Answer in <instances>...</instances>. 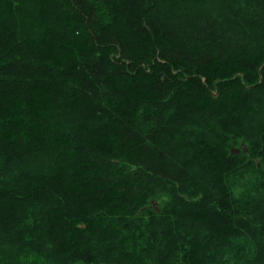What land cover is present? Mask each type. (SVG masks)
<instances>
[{
	"label": "trees",
	"instance_id": "obj_1",
	"mask_svg": "<svg viewBox=\"0 0 264 264\" xmlns=\"http://www.w3.org/2000/svg\"><path fill=\"white\" fill-rule=\"evenodd\" d=\"M0 264H264V0H0Z\"/></svg>",
	"mask_w": 264,
	"mask_h": 264
},
{
	"label": "water",
	"instance_id": "obj_2",
	"mask_svg": "<svg viewBox=\"0 0 264 264\" xmlns=\"http://www.w3.org/2000/svg\"><path fill=\"white\" fill-rule=\"evenodd\" d=\"M240 149L242 150L243 153H246V148L245 146H241ZM240 150L239 149H231L230 154H237Z\"/></svg>",
	"mask_w": 264,
	"mask_h": 264
},
{
	"label": "rangeland",
	"instance_id": "obj_3",
	"mask_svg": "<svg viewBox=\"0 0 264 264\" xmlns=\"http://www.w3.org/2000/svg\"><path fill=\"white\" fill-rule=\"evenodd\" d=\"M238 146H239V145H238ZM238 146H237V147H238ZM240 147H241V146H240ZM231 149H233V148H231ZM238 149L240 150V148H238ZM239 152H240V151H239ZM239 152H238V153H239ZM238 153H237V154H238ZM237 154H236V155H237Z\"/></svg>",
	"mask_w": 264,
	"mask_h": 264
}]
</instances>
